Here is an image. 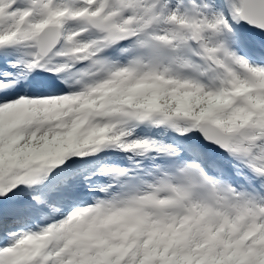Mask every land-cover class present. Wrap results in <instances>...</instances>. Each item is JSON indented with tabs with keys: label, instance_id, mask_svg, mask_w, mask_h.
<instances>
[{
	"label": "snow or ice",
	"instance_id": "1",
	"mask_svg": "<svg viewBox=\"0 0 264 264\" xmlns=\"http://www.w3.org/2000/svg\"><path fill=\"white\" fill-rule=\"evenodd\" d=\"M0 264H264V0H0Z\"/></svg>",
	"mask_w": 264,
	"mask_h": 264
}]
</instances>
